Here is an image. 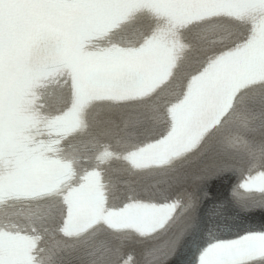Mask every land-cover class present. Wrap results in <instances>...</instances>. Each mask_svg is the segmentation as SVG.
<instances>
[{
  "label": "clouds",
  "instance_id": "9594fccd",
  "mask_svg": "<svg viewBox=\"0 0 264 264\" xmlns=\"http://www.w3.org/2000/svg\"><path fill=\"white\" fill-rule=\"evenodd\" d=\"M84 3L30 0V6L39 13L37 17L15 28L7 24L0 28V160L4 168L0 178L7 180L13 173L22 172L28 177L22 184L38 182L35 157L41 149L50 153L49 159L67 163L82 153L102 173L103 202L88 221L92 230L85 229L86 235L78 228L66 230L52 212L42 210L30 197L19 196L11 203L0 204V235L27 238L34 264H124L122 258L110 254L111 250L134 255V246L141 243L143 233L109 223V201L143 196L166 210L171 197L180 201V214L194 223L198 212L194 197L187 189L176 191L174 182H169L171 159L183 154L216 98L237 84L241 75H247L252 42L264 40V0H247L242 6L250 11L243 16L218 11L232 6L230 0H192L193 13L179 19L153 11L155 0H139L165 26H171L174 35L183 30L184 50L153 89L157 94L142 98L140 111H109L86 100L69 85L73 41L81 32V22L57 23L55 15ZM115 6L122 8L121 0ZM2 7L6 13L12 5L4 0ZM130 43L127 37L108 30L96 31L87 40L92 51L120 49ZM226 68L234 71L225 72ZM248 86H254L251 93L243 90ZM236 91L241 93L236 100L240 107L251 95L264 99V70ZM190 94L202 101L195 113L192 106L185 105ZM180 106L190 118L177 130L172 110ZM140 140L154 144L159 155L155 159L137 156L132 163L128 146ZM101 142L110 154L106 159L92 160ZM221 151L229 149L221 145ZM235 166L238 178L229 190L233 211L220 216L218 231L214 229L210 238L214 249L226 245L229 233L237 231L233 221L255 211L247 201L264 199V195L243 187L251 166L242 158ZM82 213L87 216L88 210L82 209Z\"/></svg>",
  "mask_w": 264,
  "mask_h": 264
},
{
  "label": "snow or ice",
  "instance_id": "6c2138e0",
  "mask_svg": "<svg viewBox=\"0 0 264 264\" xmlns=\"http://www.w3.org/2000/svg\"><path fill=\"white\" fill-rule=\"evenodd\" d=\"M3 2L0 0V15L4 14ZM12 3L13 0H9V4ZM121 3V11L106 21L105 28L127 37L130 45L109 51H92L87 44L89 33L81 31L73 41L69 85L105 110L140 111L142 98L157 94L153 92L156 81L182 54L183 30L180 35H174L171 26H165L156 15L143 8L139 0H121ZM240 87L237 83L216 98L183 154L171 159L169 182H174L176 191L187 189L194 197L198 207L194 223L180 214V201L169 197L166 210L154 208L150 218L137 225L143 237L141 243L134 246V255L118 250H111V255L122 258L124 264H137L138 261L146 264L148 260H154L155 264H214L210 238L214 229L218 231L220 216L232 212L229 190L238 178L235 166L238 159H244L251 166L243 187L264 195V136L261 135L264 132V99L251 95L247 104L240 107L236 103L241 94L236 89ZM252 87L243 90L251 93ZM199 102V96L190 94L185 105L193 107ZM176 110H172L174 117ZM221 145L227 146L229 151H221ZM149 148L148 140H140L131 143L127 151L130 158L135 159ZM107 149L108 146L101 142L99 152L91 159H106L110 154ZM48 155L50 153L41 149L35 157V168L41 173L36 183L22 184L0 178V204L11 203L19 196L30 197L41 205L42 210L52 212L66 230L78 228L86 235L85 229L92 230L88 221L94 214L89 211L85 216L82 205L93 198V186L101 179V170L79 152L70 163L49 159ZM3 171L0 160V174ZM223 180L228 184L222 199L213 188ZM141 201L148 202V198L140 196L129 200L125 197L109 202L107 207L121 210L127 204L125 211L135 215ZM247 206L264 212V199L254 198L247 201ZM233 223L237 231L229 233L228 240L241 239L250 233H264V223L252 224L247 216ZM0 264H7V261L0 257ZM27 264H34L32 257ZM253 264H264V260Z\"/></svg>",
  "mask_w": 264,
  "mask_h": 264
}]
</instances>
